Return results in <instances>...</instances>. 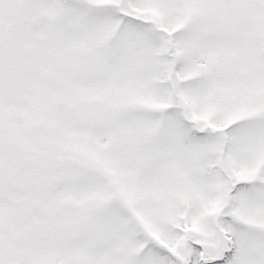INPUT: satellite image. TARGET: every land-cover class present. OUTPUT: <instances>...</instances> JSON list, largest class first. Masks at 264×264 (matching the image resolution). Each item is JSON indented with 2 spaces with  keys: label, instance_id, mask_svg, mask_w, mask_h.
Here are the masks:
<instances>
[{
  "label": "snow or ice",
  "instance_id": "snow-or-ice-1",
  "mask_svg": "<svg viewBox=\"0 0 264 264\" xmlns=\"http://www.w3.org/2000/svg\"><path fill=\"white\" fill-rule=\"evenodd\" d=\"M0 264H264V0H0Z\"/></svg>",
  "mask_w": 264,
  "mask_h": 264
}]
</instances>
